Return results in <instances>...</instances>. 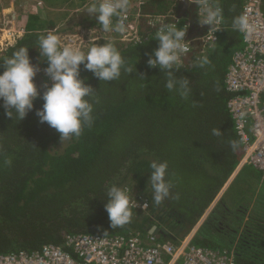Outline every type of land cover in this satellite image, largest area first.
I'll list each match as a JSON object with an SVG mask.
<instances>
[{
	"label": "trees",
	"instance_id": "obj_1",
	"mask_svg": "<svg viewBox=\"0 0 264 264\" xmlns=\"http://www.w3.org/2000/svg\"><path fill=\"white\" fill-rule=\"evenodd\" d=\"M171 3L145 0L142 40L104 42L101 59L80 56L64 82L52 78L62 51L42 16L0 53V253L64 246L80 233L146 239L153 225L173 235L159 240L181 241L233 175L243 146L225 79L243 47V6H217L218 40L165 68L152 60L190 29ZM118 11L102 12L105 28ZM234 209L222 198L193 243L264 264V199Z\"/></svg>",
	"mask_w": 264,
	"mask_h": 264
},
{
	"label": "built area",
	"instance_id": "obj_2",
	"mask_svg": "<svg viewBox=\"0 0 264 264\" xmlns=\"http://www.w3.org/2000/svg\"><path fill=\"white\" fill-rule=\"evenodd\" d=\"M96 1L100 5V12L115 13L120 10L118 0ZM193 1L199 5L198 14L207 23V32L196 39L176 38L152 60L155 64L165 68L179 66L185 62L197 42L212 45L218 40L222 24L218 12L221 8L215 7L213 11L211 0ZM242 2L240 29L243 47L233 56L226 74V89L231 95L228 108L243 146V156L236 170L252 165L264 176V0ZM144 3L145 0H134L135 11H118L119 17L115 14L117 19L114 25L121 30L118 37L127 39L124 42L142 40ZM167 16H173V13ZM165 18L159 16L157 19L161 22ZM150 21L156 25L153 18ZM22 30L26 31L25 27ZM73 61L67 65L69 75ZM56 68L53 64L51 71ZM54 75L53 80L59 82ZM27 99L24 96L21 100L27 102ZM130 203L142 209L148 208L147 202L130 200ZM193 237L189 234L181 241L174 242L159 240L154 235L143 239L139 236L80 233L69 236L64 246L47 244L33 253H0V264H238L233 249L217 251L199 246L193 243Z\"/></svg>",
	"mask_w": 264,
	"mask_h": 264
},
{
	"label": "rangeland",
	"instance_id": "obj_3",
	"mask_svg": "<svg viewBox=\"0 0 264 264\" xmlns=\"http://www.w3.org/2000/svg\"><path fill=\"white\" fill-rule=\"evenodd\" d=\"M39 2L42 4L39 5ZM33 14L42 16L41 20L47 19L43 30L49 32L60 45L62 52L55 50L52 62L57 68L54 71L50 69L52 76L57 73L54 76L59 82L68 78L67 65L71 60L87 55L91 61L98 62L104 49L101 44L127 40L118 37L121 30L115 25L113 28L102 25L103 13L96 0H0V52L14 44L20 34H25L22 27ZM48 21L53 22V25L50 26ZM25 92L22 89L17 91L23 97ZM64 145V142L60 143L57 149ZM261 173L252 165H245L240 169L239 175L223 197L232 212L242 203L249 204L257 202V199H264V176ZM234 218L232 214V219Z\"/></svg>",
	"mask_w": 264,
	"mask_h": 264
},
{
	"label": "crops",
	"instance_id": "obj_4",
	"mask_svg": "<svg viewBox=\"0 0 264 264\" xmlns=\"http://www.w3.org/2000/svg\"><path fill=\"white\" fill-rule=\"evenodd\" d=\"M127 1L128 0H125V2H123V0H118L119 7H120L119 11L127 9L125 7V4L127 3ZM207 1H210V0H207ZM230 1L231 0H211L212 10L214 11L215 7L220 6L222 4H227ZM238 1H240L241 5L243 6L242 0H238ZM171 2H172L171 6L173 5L172 11L175 14H177V16L179 15L180 18H183L185 20V22L187 24H189V26H190L189 33L187 34V38L188 39H192V38L196 39V37L199 38L200 36H202L203 33L206 31L207 23L198 14L199 5L196 2H194L193 0H171ZM105 14H107V12ZM239 171H240V169H238V171L236 170L233 173V175L230 177V179L225 184L223 189L220 191L218 198L209 206V208L205 212L204 216L199 221L198 225L190 233L192 236H195L196 232L199 230V228L202 226V224H204L207 221V219L210 217V215L215 211L216 207L218 206V203L224 197L225 192L230 187V185L234 182L236 177L239 175ZM235 208H237V207H235ZM227 248H231V244H228Z\"/></svg>",
	"mask_w": 264,
	"mask_h": 264
},
{
	"label": "water",
	"instance_id": "obj_5",
	"mask_svg": "<svg viewBox=\"0 0 264 264\" xmlns=\"http://www.w3.org/2000/svg\"><path fill=\"white\" fill-rule=\"evenodd\" d=\"M149 233L156 236L157 238H162V237L165 238V237H168V235L173 237V235L169 233L167 229H161L157 225H153L149 229Z\"/></svg>",
	"mask_w": 264,
	"mask_h": 264
}]
</instances>
